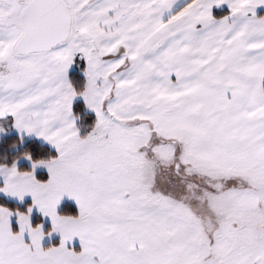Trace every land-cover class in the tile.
I'll return each instance as SVG.
<instances>
[{"label":"snow or ice","instance_id":"obj_1","mask_svg":"<svg viewBox=\"0 0 264 264\" xmlns=\"http://www.w3.org/2000/svg\"><path fill=\"white\" fill-rule=\"evenodd\" d=\"M0 264H264V0H0Z\"/></svg>","mask_w":264,"mask_h":264}]
</instances>
